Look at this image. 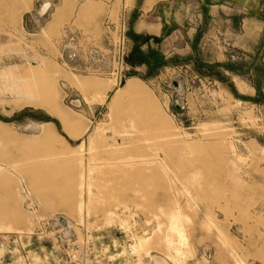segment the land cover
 Here are the masks:
<instances>
[{"label": "rangeland", "instance_id": "obj_1", "mask_svg": "<svg viewBox=\"0 0 264 264\" xmlns=\"http://www.w3.org/2000/svg\"><path fill=\"white\" fill-rule=\"evenodd\" d=\"M130 4L0 0V264H264L257 53L87 66Z\"/></svg>", "mask_w": 264, "mask_h": 264}, {"label": "crops", "instance_id": "obj_2", "mask_svg": "<svg viewBox=\"0 0 264 264\" xmlns=\"http://www.w3.org/2000/svg\"><path fill=\"white\" fill-rule=\"evenodd\" d=\"M125 17L133 66L146 65L151 52L168 61L174 50L219 61L226 38L227 48L257 53L264 69V0H131Z\"/></svg>", "mask_w": 264, "mask_h": 264}, {"label": "built area", "instance_id": "obj_3", "mask_svg": "<svg viewBox=\"0 0 264 264\" xmlns=\"http://www.w3.org/2000/svg\"><path fill=\"white\" fill-rule=\"evenodd\" d=\"M107 28H109V34H110V36L109 35L107 36L109 37L107 46L105 45V47H101V48L96 46H91L90 49H88L87 51L88 60H90L93 63L100 61L102 64V62L106 59V57L109 56L110 62L112 64L115 63L116 68L117 66L122 68L125 59L124 57L127 55V50H128V39L126 36L127 28H126L125 16L121 17L120 23L118 25H116L115 23L114 24L110 23L107 26ZM112 33L114 35L111 37ZM79 55L80 52L78 49H74L72 51V58L74 61L81 60ZM87 66L95 68L94 67L95 63L89 64ZM100 68H102V66L98 67V69Z\"/></svg>", "mask_w": 264, "mask_h": 264}, {"label": "bare ground", "instance_id": "obj_4", "mask_svg": "<svg viewBox=\"0 0 264 264\" xmlns=\"http://www.w3.org/2000/svg\"><path fill=\"white\" fill-rule=\"evenodd\" d=\"M49 4H44L41 9L39 10L40 13L45 12L48 8Z\"/></svg>", "mask_w": 264, "mask_h": 264}, {"label": "trees", "instance_id": "obj_5", "mask_svg": "<svg viewBox=\"0 0 264 264\" xmlns=\"http://www.w3.org/2000/svg\"><path fill=\"white\" fill-rule=\"evenodd\" d=\"M150 54H151V56H154V53L153 52H151ZM147 62L149 63V60H147Z\"/></svg>", "mask_w": 264, "mask_h": 264}, {"label": "water", "instance_id": "obj_6", "mask_svg": "<svg viewBox=\"0 0 264 264\" xmlns=\"http://www.w3.org/2000/svg\"><path fill=\"white\" fill-rule=\"evenodd\" d=\"M49 7V6H48ZM42 13H44V12H42Z\"/></svg>", "mask_w": 264, "mask_h": 264}]
</instances>
